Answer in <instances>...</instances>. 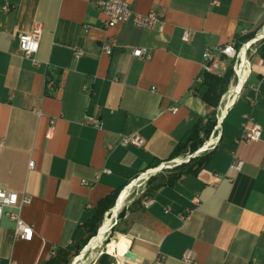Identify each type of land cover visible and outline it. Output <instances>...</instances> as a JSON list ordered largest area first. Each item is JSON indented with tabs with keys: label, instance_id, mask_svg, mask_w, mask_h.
<instances>
[{
	"label": "crops",
	"instance_id": "0c3cea01",
	"mask_svg": "<svg viewBox=\"0 0 264 264\" xmlns=\"http://www.w3.org/2000/svg\"><path fill=\"white\" fill-rule=\"evenodd\" d=\"M98 1L0 0V189L30 198L21 218L33 232L29 242L13 241L14 226L2 219L0 264H44L54 249L75 254L98 202L165 163L210 116L204 53L264 31V0H126L134 13L159 16L155 31L128 22L106 28ZM34 30L37 65L17 42ZM135 49L146 57L134 58ZM248 62L238 98L218 107L219 140L207 163L126 211L117 239L100 251L109 258L92 264H154L158 256L184 264L186 252L195 264H264V60L256 53ZM246 116L261 127L256 142L239 141ZM124 136L144 145L122 147ZM107 218L89 246L109 230Z\"/></svg>",
	"mask_w": 264,
	"mask_h": 264
},
{
	"label": "built area",
	"instance_id": "2783aa9c",
	"mask_svg": "<svg viewBox=\"0 0 264 264\" xmlns=\"http://www.w3.org/2000/svg\"><path fill=\"white\" fill-rule=\"evenodd\" d=\"M96 5L100 13L104 16L105 18L104 25L108 29L126 22L130 23L135 28L148 30V31L160 30L162 27V20L159 18V16L156 13L150 12L145 15L134 13L130 10L126 0H99L96 3ZM2 9L3 11L7 12L9 10V7L5 6ZM39 37H40L39 30H34L32 33L29 34H19L17 36L18 47L22 57L24 59L32 61L34 65H37L34 60V56L38 51ZM187 39H188V34L184 33L183 40H187ZM263 39H264V31L256 33L250 40L241 44L239 48H236L233 45V43H227L215 50L206 51L204 53L202 72L215 75L216 74L215 70L219 64V60L222 58H226L228 60L234 61L233 69L236 76V82L238 83V69L240 68L241 56H244V58L247 60L248 73H249V62H248L249 55L257 53V48L255 47L254 49H250V48L253 45H256L257 42L262 41ZM102 51L105 55L109 56L112 53V47L109 45H103ZM247 52H249L248 57H247ZM77 55H81V53L77 52ZM132 56L137 59H142L146 57V54L141 49H135L132 51ZM245 81L246 79L241 84V89L245 84ZM47 87L48 89L51 90L53 88V83L49 82L47 84ZM83 89L86 90V87H84ZM239 93H237L236 96L232 94L225 95L222 98V101L220 102L221 104H223V108L225 109L226 105L232 104L238 98ZM244 118H245V124H244L243 134L239 139V141H243L246 143L258 141L261 137V127L255 124L250 116H246ZM221 122L222 120L220 121L218 118L217 124L219 126ZM88 124L93 126L94 128L99 127V122L95 119H88ZM212 138L215 139V143L213 144H211ZM218 140H219V133H217L216 135H212L207 145L210 147V149H212L217 144ZM119 143L122 147L131 146L135 148H140L144 145V140L138 136H124L120 138ZM33 165L34 163L30 162L28 164V168L32 169ZM240 169H241V162L237 161L234 158L232 163L230 164V170L238 172L240 171ZM155 170L156 169L148 170L144 174L150 176L151 174H153V171ZM126 189L127 187L124 188L123 192H125ZM29 203H30V198L27 195H19L13 192L0 189V221L5 218L13 224L14 226L12 232L13 241L29 242L33 237V232L31 227L28 224H26L21 218V213L23 208L27 206ZM149 204L150 202L147 203V205ZM182 261L184 264H195L191 252H186L182 258ZM8 264H14V263L10 261ZM154 264H164L163 257L158 256L155 259Z\"/></svg>",
	"mask_w": 264,
	"mask_h": 264
},
{
	"label": "trees",
	"instance_id": "16d2710c",
	"mask_svg": "<svg viewBox=\"0 0 264 264\" xmlns=\"http://www.w3.org/2000/svg\"><path fill=\"white\" fill-rule=\"evenodd\" d=\"M252 36L253 35H249L245 40L251 38ZM240 45L241 44H238L236 48H239ZM257 54L264 60V43L261 44L259 48H257ZM231 76V68H227L225 73L221 76L207 73L202 74V83L206 87V91L202 97V100L209 108L213 109V111L218 108L222 96L227 92ZM212 122L214 123L213 117H207L204 122L199 123L196 128L191 131L184 142L176 145L165 162H170L177 159L178 157L183 155L187 148L195 149L198 144H202V142L207 140L210 131V125H213ZM203 138L204 141H202ZM209 156L210 154L207 153L205 155L192 158L187 163L175 168L174 172H172L170 176L164 178V180L156 185L152 190H150L148 194L151 195L152 192L162 187L174 185L184 176L195 175L197 171L207 163ZM157 165L158 164L152 166L151 168H154ZM119 193L120 191L114 192L98 202L94 214L84 223V228L86 229L88 236L85 241L77 248L75 254L70 255L67 251L54 249L52 252H50L49 259L44 264H71L72 258L78 256L82 252V250L87 245H90V242L98 236V229L100 228L101 224L104 223L106 217L109 215V212L113 208L115 200ZM107 246L108 245H105V248ZM82 254H80V256ZM108 258L109 256L103 253L99 257L98 262Z\"/></svg>",
	"mask_w": 264,
	"mask_h": 264
},
{
	"label": "rangeland",
	"instance_id": "374dc122",
	"mask_svg": "<svg viewBox=\"0 0 264 264\" xmlns=\"http://www.w3.org/2000/svg\"><path fill=\"white\" fill-rule=\"evenodd\" d=\"M263 43H264V39L262 41L257 42L256 45H253L250 49H254V47L259 48L261 46V44H263ZM248 53L249 52H247V57H248ZM220 60H219V62H220ZM225 67H226V69L231 68V71H232V76H231L230 83H229L228 88H227V92H230V91L233 92L232 89L234 87H238L241 83L239 79H238V83L236 82V76H235L234 69H233L234 61L226 59L225 60ZM226 69H225V71H226ZM242 69H243V66L240 65V68L238 69V71H240ZM225 71H224V73H225ZM236 83H237V85H236ZM221 101H222V98H221L220 102ZM220 104L221 103H219V106H220ZM220 107H222V105ZM209 117H211V118L213 117L214 123L212 122L213 125L212 126L210 125V128H209L210 131H209V135H208L207 140L204 141V138H203L202 141H204V142H202V144L201 143L198 144L195 149L194 148H187L185 150V152L183 153V155H181L180 157H178L175 160H172L170 162H165L163 164H158L156 167L152 168V169H156L155 171H153V174H151L150 176H148L147 174H143L140 178H138V180L135 183H133L129 187H127V189L125 191L126 196L123 199V201L119 203V208L117 209V211L113 214L111 213V211L109 212V216L107 218L110 222L109 230L105 231V232H100L101 233V236H100L101 239L99 241H96L95 243H93L90 246L91 248H89V245H88L83 250V251H85V250L86 251L85 252L82 251L83 254H82V252L80 253V254H82L81 256L78 255L79 257L76 256L75 258H72L71 262H73V264H82V263L83 264H92V262L96 261V259L99 257L97 253L100 250H103L105 245H108L111 243V241L117 239L116 238L117 233H119L121 231L120 230V222L122 221L126 211H128L129 209H131L133 206H135L137 204L144 203V201H146L147 198L149 197V194H148L149 191L152 190L156 185L161 183L164 180V178H167L168 176H170V174L172 172H174L175 168L179 167L182 164L187 163L192 158H196V157L205 155V154L210 152L211 149L207 145V143L209 142L211 136L216 135L218 130H219V128L217 127V126H219L217 124L218 108L214 111L212 109ZM173 161H178L181 163L177 164V163H173ZM123 193L124 192L121 191L118 194L113 208L118 205L119 201H121V196ZM101 226H102V224H101ZM101 226H100V228H101ZM100 228L98 229V231L100 230ZM101 231H102V228H101ZM96 246H100V249H96V251H94L95 256L91 257V255L89 253H91V251ZM104 252L106 253V250ZM104 252L102 251L101 253H104Z\"/></svg>",
	"mask_w": 264,
	"mask_h": 264
},
{
	"label": "bare ground",
	"instance_id": "6f19581e",
	"mask_svg": "<svg viewBox=\"0 0 264 264\" xmlns=\"http://www.w3.org/2000/svg\"><path fill=\"white\" fill-rule=\"evenodd\" d=\"M240 65L241 66H243V69L242 70H240V71H238V79L241 81V83H243L244 82V80H245V75H246V70H247V68H248V64H247V60L244 58V56H241V63H240ZM247 76V75H246ZM233 92L232 91H230L228 94L229 95H235L236 96V94L240 91L239 90V86L238 87H234L233 89ZM213 143H215V139H211V144H213ZM208 144V143H207ZM96 241H99V239L98 240H96ZM89 248H91L90 246H89ZM96 249H100V246H96L92 251H91V253H89L90 255H91V257H93V256H95V254H94V251H96ZM90 250V249H89ZM101 251V250H100ZM99 251V252H100ZM99 252L97 253L98 254V256H99ZM91 259V258H90ZM82 263V262H81ZM83 264V263H82Z\"/></svg>",
	"mask_w": 264,
	"mask_h": 264
},
{
	"label": "water",
	"instance_id": "95a60500",
	"mask_svg": "<svg viewBox=\"0 0 264 264\" xmlns=\"http://www.w3.org/2000/svg\"><path fill=\"white\" fill-rule=\"evenodd\" d=\"M173 163H181V162H178V161H173ZM88 246V245H87ZM86 246V247H87ZM85 247V248H86ZM100 255L102 254L101 252L99 253ZM79 256H80V254H79ZM124 259H127V260H130V261H133L134 259H135V257H134V255L132 254V253H130V252H125L124 254H123V256H122ZM71 264H73V262L71 263Z\"/></svg>",
	"mask_w": 264,
	"mask_h": 264
}]
</instances>
